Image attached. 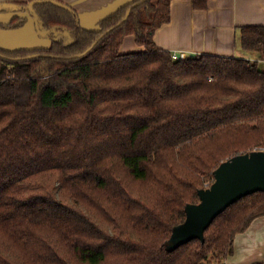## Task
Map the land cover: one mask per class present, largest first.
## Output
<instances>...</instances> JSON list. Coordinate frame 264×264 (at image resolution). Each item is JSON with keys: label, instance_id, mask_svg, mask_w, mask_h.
I'll return each instance as SVG.
<instances>
[{"label": "trees", "instance_id": "1", "mask_svg": "<svg viewBox=\"0 0 264 264\" xmlns=\"http://www.w3.org/2000/svg\"><path fill=\"white\" fill-rule=\"evenodd\" d=\"M173 1L132 0L93 29L37 4L42 29L57 27L50 45L0 48V264H222L264 216V192L251 194L203 243L165 250L214 170L264 149V26L238 29L257 60L173 59L153 40ZM27 23L14 15L0 29ZM127 36L143 50L121 54Z\"/></svg>", "mask_w": 264, "mask_h": 264}, {"label": "crops", "instance_id": "2", "mask_svg": "<svg viewBox=\"0 0 264 264\" xmlns=\"http://www.w3.org/2000/svg\"><path fill=\"white\" fill-rule=\"evenodd\" d=\"M30 1L0 0V4ZM60 1L76 11L84 28L93 29L99 20L132 0ZM14 15L28 18V23L17 30L0 29V48L17 46L15 43L22 44V48L50 45L44 46L43 40L34 35L28 12L15 14L7 10L0 13V22L7 23ZM243 26H264V0H210L206 10H195L189 2L175 0L171 3L169 22L155 31L153 40L160 49L176 54L177 59L208 54L257 60L239 45L238 29ZM139 51L142 48L133 36H127L119 49L121 54ZM257 263L264 264V216L254 219L243 233L235 236L233 253L222 264Z\"/></svg>", "mask_w": 264, "mask_h": 264}, {"label": "water", "instance_id": "3", "mask_svg": "<svg viewBox=\"0 0 264 264\" xmlns=\"http://www.w3.org/2000/svg\"><path fill=\"white\" fill-rule=\"evenodd\" d=\"M37 4H52L69 13L73 12L72 8L57 0L30 1L23 9L30 14L35 31L41 38H50L57 27L42 29L34 10ZM9 6L20 9L12 4ZM129 13L130 10L122 21L127 19ZM257 192H264V150L236 155L224 161L214 170L213 183L198 192L199 202L185 207V220L173 227L165 242V250L173 253L193 239L203 243L205 230L219 214L240 199Z\"/></svg>", "mask_w": 264, "mask_h": 264}, {"label": "rangeland", "instance_id": "4", "mask_svg": "<svg viewBox=\"0 0 264 264\" xmlns=\"http://www.w3.org/2000/svg\"><path fill=\"white\" fill-rule=\"evenodd\" d=\"M57 1H60V0H57ZM61 2V1H60ZM61 3H63V2H61ZM63 4H65V3H63ZM65 5H67V4H65ZM68 6V5H67ZM70 7V6H69ZM71 8V7H70ZM30 15V14H29ZM29 17V16H28ZM31 17V16H30ZM29 17V18H30ZM32 24H33V22H32ZM31 28H32V32L34 33V35L35 36H37L38 38H39V40H43L42 42H43V45L44 46H47L48 44H50V41H51V39L50 38H41V37H39L38 35H37V33H36V31H35V28H34V24L33 25H31ZM13 44V43H12ZM11 44V45H12ZM10 45V44H9ZM14 45H17V46H10V47H8V48H6L7 50H14V49H20V48H22V46H20V45H22V44H17V43H15ZM16 47V48H15ZM143 50V49H142ZM259 68L261 69V70H264V63H259Z\"/></svg>", "mask_w": 264, "mask_h": 264}, {"label": "built area", "instance_id": "5", "mask_svg": "<svg viewBox=\"0 0 264 264\" xmlns=\"http://www.w3.org/2000/svg\"><path fill=\"white\" fill-rule=\"evenodd\" d=\"M172 58L173 59H177V57H176V54H172ZM260 150H264V149H260ZM209 187V186H208ZM207 188V187H206Z\"/></svg>", "mask_w": 264, "mask_h": 264}]
</instances>
